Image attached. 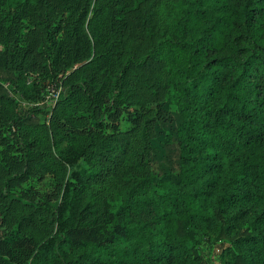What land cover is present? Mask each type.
<instances>
[{"label": "trees", "instance_id": "16d2710c", "mask_svg": "<svg viewBox=\"0 0 264 264\" xmlns=\"http://www.w3.org/2000/svg\"><path fill=\"white\" fill-rule=\"evenodd\" d=\"M123 23L92 10L94 55L88 52L91 61L68 77L52 107L45 97L60 70L59 48L51 58L52 44L37 50L32 42L0 40V104L11 109L5 130L25 156L23 171L1 180L5 213L18 211L16 228L39 218L49 230L23 264H209L202 244L211 236L203 225L250 206L245 225L231 236L221 227L214 241L228 242L232 257L224 264H264V0H179L163 27L146 13L140 25L148 46L140 53L125 52ZM79 72L87 78L76 81ZM137 92L177 109L176 183L158 180L149 165L157 110L144 111L123 132L104 133L122 104L137 103ZM46 113L49 125H42ZM15 126L36 135L20 142ZM43 142L41 160L30 161V150ZM63 154L91 166L77 183L65 181ZM32 162L56 174L58 204L12 191ZM103 221L100 241L68 249L70 232Z\"/></svg>", "mask_w": 264, "mask_h": 264}, {"label": "rangeland", "instance_id": "374dc122", "mask_svg": "<svg viewBox=\"0 0 264 264\" xmlns=\"http://www.w3.org/2000/svg\"><path fill=\"white\" fill-rule=\"evenodd\" d=\"M178 1L148 0L142 3L141 0H13L15 6L10 7L6 6V0H0V40L18 41L22 46L32 42L38 44L37 50H41L44 43L52 44L49 50L51 58L56 56V50L59 48L60 70L54 83L48 86L45 97L52 107L54 104L50 101L57 97L68 77L88 64L94 55V44L88 29L92 10L98 8L104 17L115 14L121 18L124 22L122 46L125 52L132 50L140 53L144 52L148 46L140 25L144 14H156L160 26H166ZM41 24L50 26L49 31L43 29ZM90 51L92 57L86 58ZM87 76L88 74L79 72L76 81L86 79ZM141 95V92L136 93L134 100L137 103L125 102L120 106L106 121L104 133L123 132L134 127L144 111L157 110L153 123V148L149 165L158 180H171L176 183L181 167L178 138L181 121L179 114L175 106L164 105L161 102L151 103L149 99ZM22 106L26 105L22 104ZM18 111V107H14V112L18 113ZM10 116L11 109L0 104V188L3 176L21 173L25 162L24 151L14 139L8 137L5 130V123ZM49 119L50 115L46 113L40 123L49 125ZM76 122L83 128L79 120ZM29 128L31 127H13L12 132L16 136L14 138L26 144L30 143L36 135V129ZM84 128L90 129L88 126ZM67 129L68 126H61V130ZM46 144L43 142L38 145V148L34 147L30 150L28 154L30 161L37 158L41 160L40 156ZM63 159L66 164L65 181L77 183L78 179L91 168L87 161L79 156H73L69 160L63 154ZM55 176L56 174L46 163L43 165L29 163L24 178L14 184L12 191L34 200H49L58 204L62 198V188L59 187ZM6 204L0 193V264H8V261L23 264L31 260L38 244L44 243V236L49 230L39 218H36L31 226L16 228L18 211L11 210L6 214ZM105 208L107 209V203ZM254 211L255 209L251 206L231 210L224 213L222 222L209 220L203 225L205 232L211 236V240L204 241L202 244V250L206 253L209 264H224L232 257L227 241H214L219 229L223 227L227 235H233L251 219ZM105 229L106 222L103 221L95 228L70 232L71 243L68 249L76 252L87 240L100 241Z\"/></svg>", "mask_w": 264, "mask_h": 264}]
</instances>
